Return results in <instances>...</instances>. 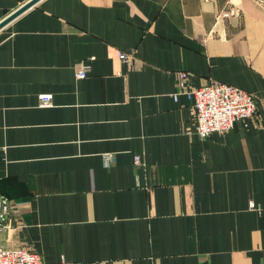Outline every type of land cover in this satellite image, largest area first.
Wrapping results in <instances>:
<instances>
[{
  "label": "crops",
  "instance_id": "crops-1",
  "mask_svg": "<svg viewBox=\"0 0 264 264\" xmlns=\"http://www.w3.org/2000/svg\"><path fill=\"white\" fill-rule=\"evenodd\" d=\"M26 1L0 0V21ZM181 71L252 91L256 114L201 136ZM0 193L2 244L51 264H264V1L38 0L14 17Z\"/></svg>",
  "mask_w": 264,
  "mask_h": 264
},
{
  "label": "built area",
  "instance_id": "built-area-1",
  "mask_svg": "<svg viewBox=\"0 0 264 264\" xmlns=\"http://www.w3.org/2000/svg\"><path fill=\"white\" fill-rule=\"evenodd\" d=\"M125 60L131 55L122 52ZM89 73V64L81 62L77 66L76 75L85 77ZM179 89L174 92L177 99L181 93L187 95L193 101L196 112V130L201 136H207L214 131L225 132L231 129L238 120L251 117L257 112L255 94L236 84L222 80H214L210 83L189 88L186 86L188 73H179ZM41 103H51V93L41 94ZM108 158L111 155L107 156ZM135 161L141 162L139 154L135 155ZM251 208H258L254 201ZM12 205L10 199L0 193V264H51L46 262L39 252L25 245L6 246L1 242V234L4 229H14L10 224ZM58 264V263H56Z\"/></svg>",
  "mask_w": 264,
  "mask_h": 264
},
{
  "label": "water",
  "instance_id": "water-1",
  "mask_svg": "<svg viewBox=\"0 0 264 264\" xmlns=\"http://www.w3.org/2000/svg\"><path fill=\"white\" fill-rule=\"evenodd\" d=\"M37 1L38 0H28L25 3H23L22 5H20L18 8H16L13 12H11L10 14H8L5 18H3L0 21V28L2 26H4L6 23H8L9 21H11L14 17H16L17 15H19L20 13H22L24 10H26L27 8H29L31 5H33ZM262 1H264V0H262Z\"/></svg>",
  "mask_w": 264,
  "mask_h": 264
}]
</instances>
